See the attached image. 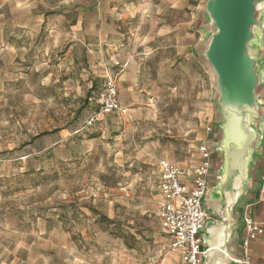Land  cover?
<instances>
[{"label": "rangeland", "instance_id": "374dc122", "mask_svg": "<svg viewBox=\"0 0 264 264\" xmlns=\"http://www.w3.org/2000/svg\"><path fill=\"white\" fill-rule=\"evenodd\" d=\"M43 2L53 8L49 20L60 44L55 36L44 47L34 44L31 72L7 88L0 80V264H180L156 216L157 161L165 153L184 156L214 125L209 71L197 57V65L176 62L173 73L159 69L142 112L99 113L81 83L83 65H71L74 51L61 42L66 22L52 15L75 6L81 14L88 1ZM120 2L95 0L104 12L85 24L127 22L114 12ZM134 19L141 36L147 18ZM97 31L91 42H100ZM161 51L160 58L171 59ZM94 213L104 219L93 221ZM12 238L31 250L1 254Z\"/></svg>", "mask_w": 264, "mask_h": 264}, {"label": "crops", "instance_id": "0c3cea01", "mask_svg": "<svg viewBox=\"0 0 264 264\" xmlns=\"http://www.w3.org/2000/svg\"><path fill=\"white\" fill-rule=\"evenodd\" d=\"M43 1L0 0L2 88H7L9 81L24 79L31 72V52L34 44L44 47L49 36H55V44H60V30L49 20L51 16L49 11L53 8L48 7ZM87 1L88 9L81 14L78 6H75L70 10H54L52 15L55 16L53 20L66 22L68 32L66 31L61 42L66 40V45L74 51L75 56H71V65H83L84 69L81 71L84 74L81 75L83 77L80 80L87 89H91L90 93H93L95 103L99 88L106 78L111 77L115 80L119 102L127 112L129 114L142 112L144 106L150 105L152 86L157 85L154 84L153 78L159 79L157 78L159 69L166 68L167 72L173 73L176 62L198 64L194 49L201 37L197 29L199 0H125V3L120 2L121 8L114 11L119 18H130L122 25L96 23L86 25L85 21L89 16L95 17L96 14L100 16L104 12L100 7L95 6V0ZM73 10L76 12L74 18L71 17L69 22L66 21ZM140 16L146 17L148 22L146 29L142 30L143 36L137 35L138 29L132 20ZM96 29L100 42L96 39L91 42ZM163 48L171 59L159 57L158 54L163 52L161 51ZM148 49H151L150 52ZM39 51L41 53L43 49L40 47ZM204 120L207 122L205 115ZM207 127L208 125L205 127V134H210L213 126H210V132H207ZM205 134L189 143L184 156L182 153L177 158L165 153L159 160L174 163L188 171L200 161L198 146L210 136ZM216 160L214 154L213 164ZM262 171H264V147L255 159L251 188L235 208L232 236L228 246L232 254L240 257L241 242L244 237L243 208L247 204H252L251 217L263 228V234L249 245L252 261L256 264H264V196H261L259 191V176ZM211 186H213L212 175L208 182V187ZM55 215L58 217L57 213ZM213 218L210 214V219ZM101 219L99 214L94 213L93 221L98 222ZM85 232L89 233V229ZM51 238L54 239V235ZM25 246V244L16 245L12 238V241L4 247L6 252L1 254L11 252L15 254L20 248L31 250V245ZM180 264L183 263L180 261Z\"/></svg>", "mask_w": 264, "mask_h": 264}, {"label": "water", "instance_id": "95a60500", "mask_svg": "<svg viewBox=\"0 0 264 264\" xmlns=\"http://www.w3.org/2000/svg\"><path fill=\"white\" fill-rule=\"evenodd\" d=\"M197 13L194 54L210 73L216 113L204 142L210 157L201 206L214 218L200 230L202 264H240L228 246L264 147V0H199Z\"/></svg>", "mask_w": 264, "mask_h": 264}, {"label": "built area", "instance_id": "2783aa9c", "mask_svg": "<svg viewBox=\"0 0 264 264\" xmlns=\"http://www.w3.org/2000/svg\"><path fill=\"white\" fill-rule=\"evenodd\" d=\"M95 100L99 113L127 114V109L119 102L115 80L111 77L105 79ZM93 121L94 117H91L88 124ZM206 130L210 132V127ZM197 150L200 161L188 171L166 160L157 162V189L160 198L156 216L162 232L167 237L169 251L176 254L183 264H202L200 230L210 219V214L201 206L210 154L204 143L199 145ZM259 191L260 195L264 196V172L261 175ZM251 207L252 204H247L244 210L240 264H256L252 261L249 245L263 234L261 224L251 217Z\"/></svg>", "mask_w": 264, "mask_h": 264}, {"label": "trees", "instance_id": "16d2710c", "mask_svg": "<svg viewBox=\"0 0 264 264\" xmlns=\"http://www.w3.org/2000/svg\"><path fill=\"white\" fill-rule=\"evenodd\" d=\"M53 132H55V131H53ZM50 133H52V132H46V133H42V134H50ZM102 218H104V217H102Z\"/></svg>", "mask_w": 264, "mask_h": 264}]
</instances>
